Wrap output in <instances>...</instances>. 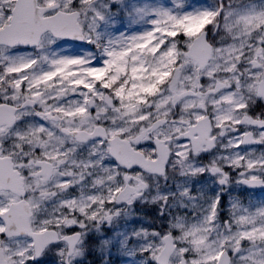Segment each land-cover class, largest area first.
Returning a JSON list of instances; mask_svg holds the SVG:
<instances>
[{
	"label": "snow or ice",
	"instance_id": "1",
	"mask_svg": "<svg viewBox=\"0 0 264 264\" xmlns=\"http://www.w3.org/2000/svg\"><path fill=\"white\" fill-rule=\"evenodd\" d=\"M0 264H264V0H0Z\"/></svg>",
	"mask_w": 264,
	"mask_h": 264
}]
</instances>
